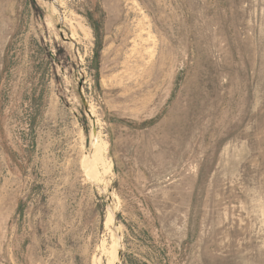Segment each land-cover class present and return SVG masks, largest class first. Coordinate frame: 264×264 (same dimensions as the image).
Here are the masks:
<instances>
[{
  "label": "rangeland",
  "instance_id": "obj_1",
  "mask_svg": "<svg viewBox=\"0 0 264 264\" xmlns=\"http://www.w3.org/2000/svg\"><path fill=\"white\" fill-rule=\"evenodd\" d=\"M0 264H264V0H0Z\"/></svg>",
  "mask_w": 264,
  "mask_h": 264
},
{
  "label": "bare ground",
  "instance_id": "obj_2",
  "mask_svg": "<svg viewBox=\"0 0 264 264\" xmlns=\"http://www.w3.org/2000/svg\"><path fill=\"white\" fill-rule=\"evenodd\" d=\"M89 112H90V111H89ZM100 139H101V138H100ZM96 140H97V139H96ZM94 145H96V144H94ZM96 146H97V145H96ZM99 146H100V145H99ZM93 147H94V146H93ZM95 148H96V147H95ZM97 148H98V147H97ZM97 148H96L95 150H97ZM92 149H94V148H92ZM93 151H94V150H93ZM98 151H99V150H98ZM98 151H97V152L94 151V152L99 153ZM103 151H104V150H103ZM96 153H93V154H96ZM100 153H101V151H100ZM93 154H92V155H93ZM98 155H100V154H98ZM93 157H94V156H93ZM92 160H94V158H93ZM95 160H96V159H95ZM99 160H100V159H99ZM85 161H86V160H85ZM102 161H103V160H102ZM93 162H94V161H93ZM95 162H96V161H95ZM98 162H100V161H98ZM92 164H93V163H92ZM94 164H95V163H94ZM98 164H99V163H98ZM100 164H101V162H100ZM90 166H91V165H90ZM96 166H98L97 163H96ZM101 166H103V165H101ZM106 167H107V166H106ZM83 169H84V168H83ZM91 169H93V166H92ZM93 170H94V169H93ZM85 171H86V170H85ZM91 171H92V170H91ZM101 171H102V170H101ZM87 172H90V171L87 170ZM93 172H95V171H93ZM90 173H91V172H90ZM103 173H105V172H103ZM94 174H96V173H94ZM97 174H98V173H97ZM89 175H90V174H89ZM91 175H92V174H91ZM93 176H94V175H93ZM93 176H92V178H93ZM98 176H99V175H98ZM89 177H90V176H89ZM92 178H91V179H92ZM95 178H96V177H95ZM95 178H94V179H95ZM98 178H99V177H98ZM101 180H102V179H101ZM94 181H95V180H94ZM103 181H104V180H103ZM102 183H103V182H102ZM107 222H108V221H107ZM115 239H116V238H115Z\"/></svg>",
  "mask_w": 264,
  "mask_h": 264
}]
</instances>
